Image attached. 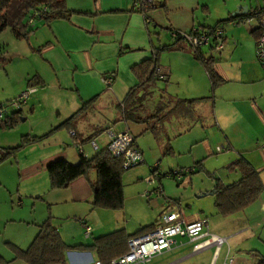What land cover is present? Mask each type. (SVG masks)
Masks as SVG:
<instances>
[{"label": "crops", "instance_id": "crops-1", "mask_svg": "<svg viewBox=\"0 0 264 264\" xmlns=\"http://www.w3.org/2000/svg\"><path fill=\"white\" fill-rule=\"evenodd\" d=\"M64 1L69 11L67 19L48 24L36 20L26 40H18L25 43L23 53H18L34 60L33 67L24 77L5 87L0 95V106H3L28 86L40 88L17 112L22 118L18 124L11 130L0 128V171L5 170L18 179L14 188L0 176V238L9 253L8 257H3L0 248V264H26L13 259L7 244L26 249L36 236L38 226L48 216L68 247L90 246L95 239L119 230L133 236L143 228L147 229L141 233L152 229L157 220L150 225L142 222L132 227L124 219L120 223L125 215V205L121 212L91 209L90 184L96 181L93 171L73 181L65 190L50 189L46 166L58 159L75 164L80 156L86 159L95 156L106 149L109 130L114 135L123 131L132 135L135 147L142 154V164L144 158L147 160L143 140L148 135L147 139L152 136L164 155L167 144L171 154L175 151L181 155L189 154L190 167L187 168L194 170L192 174L204 172L206 175L200 176L208 179L212 191L216 180L223 182L217 177L218 173L227 180L223 185L238 179V174L227 168L239 159L257 172L264 187V65L256 60V20L254 24L247 22L248 29L242 30V34L241 29L224 33L221 51L215 50L213 45L197 51L203 60H212L214 75L221 80L215 88H212L203 65L195 59L194 51L185 43L172 46L170 40L163 43L153 40L157 29L167 32L212 30L229 18L236 20L232 22L234 25H241L245 22L244 19L240 22L241 18L261 7L255 10L240 7V14L236 17H232L234 12L232 15L227 13L225 18L209 20L211 0H154L157 5L146 17L134 10L133 0ZM160 46L173 48L157 56L160 73L166 76V96L162 94L160 97L166 103V117L162 131L154 134L145 124L125 120L122 104L129 93L137 91L139 84L132 68L153 57L155 49ZM4 49L0 45V55L5 54ZM103 76L112 77L110 88L103 84ZM182 80H185L183 86L180 85ZM45 87L56 96L52 97ZM140 93L137 91L136 95L140 96ZM168 96L171 100H164ZM180 99H203L205 102L184 106V109H192L194 105L199 107L198 113L194 112V119L189 120L187 114L176 111L183 106L174 108L176 100ZM86 104L89 105L68 126L42 141L10 152L23 137L45 135ZM133 105L129 111H135L137 103ZM174 114H177L175 118ZM166 123L171 124V132ZM197 126L198 132L192 134V129ZM207 128H210L214 140L221 137V152L216 151L218 146L212 148ZM71 132L75 137L70 135ZM90 136H94L99 150H94L86 141ZM198 148L201 150L196 151ZM218 154H221L216 158L218 165L210 168L208 163ZM185 178L183 176L180 183L193 186L199 199H214L212 191H205L209 189H196L192 184L193 177ZM157 186L161 188L159 180ZM157 186L154 185L152 190ZM198 208L186 215L180 212L187 222L206 220L209 234L225 238L227 244L217 251L214 245L205 246L209 237L195 240L177 237L171 250L153 258L157 259L156 264H224L226 257L231 258L233 264H258L264 259V193L246 209L228 217L220 216L214 208L215 214L208 221L203 205ZM85 227L89 228L88 236ZM94 262H99L94 249L68 250L62 264Z\"/></svg>", "mask_w": 264, "mask_h": 264}, {"label": "trees", "instance_id": "trees-1", "mask_svg": "<svg viewBox=\"0 0 264 264\" xmlns=\"http://www.w3.org/2000/svg\"><path fill=\"white\" fill-rule=\"evenodd\" d=\"M156 2L155 7L157 5ZM256 13L257 11L249 13L239 21L241 22L243 19L250 20ZM34 14H36V16L33 24L29 25L28 22ZM68 16L69 11L66 9L64 0H0V35L6 30H9L16 40H26L27 36L33 31L34 22L36 20L48 24L54 20L67 19ZM226 21L233 22L236 20L234 18H229L220 23ZM172 42V46H174L178 42H181V40H174ZM171 48L173 47L160 46L156 48L153 57L132 68L139 82L137 91L141 92V95H136V90L132 91L122 104L124 108L123 118L125 120L145 124L148 126L149 131L154 134L162 131V124L166 117L164 114L166 103H163L162 98H160L159 104L154 108L151 115L141 117L139 114H144L143 102L149 94L148 89L150 87H155L158 81L166 82L165 75H163L161 79L156 78L155 68L157 67L158 54L170 50ZM197 51L198 50L194 51L195 59L203 65L208 74L212 88H215L221 80L214 75L211 68L212 60H203L200 58ZM198 101H203V99L176 100L174 108L178 107V105L192 107V104ZM91 102H93V100ZM135 103H137L135 111H129V107L134 106L133 104ZM88 105L89 104L82 106L76 114L43 136L23 137L20 144L16 148L11 149L10 152L22 149L30 143L42 141L58 129L68 126ZM17 112L18 111L11 112L4 121L0 122V128L2 130H11L18 124L19 120L22 118L19 117V113ZM93 137L94 136L88 137L86 141H92ZM170 150L167 144L166 154H169ZM122 164V159L113 158L106 149H102L89 159L80 156L79 161L75 164L69 163L64 159L55 160L46 166V172L52 191L65 190L76 179L86 177L88 173L92 171L95 172L96 181L90 184L92 192L91 209L119 212L124 208V191L121 176L125 170H123ZM227 170L238 174V179L228 185H223L219 180H216L215 188L212 191L214 206L217 213L222 217H228L243 211L256 202L261 194L264 193V187H262L257 172L243 159L236 161L227 168ZM154 171L158 173L157 168H154L152 173ZM193 172L194 170L189 174ZM166 176L175 179V177H173V172H170ZM159 177L160 175L158 174V180ZM145 229L147 228L141 229L133 236H127L124 230H119L95 239L90 246L78 245L68 247L61 240L58 231L52 225L51 217L48 216V218L38 226L36 236L26 249L21 250L9 244H7V246L12 252L14 260H21L26 264H62L66 251L90 249L96 250L101 264H109L110 261L126 253L127 242L130 238L147 233L148 231L141 233ZM258 264H264V259L259 261Z\"/></svg>", "mask_w": 264, "mask_h": 264}, {"label": "rangeland", "instance_id": "rangeland-1", "mask_svg": "<svg viewBox=\"0 0 264 264\" xmlns=\"http://www.w3.org/2000/svg\"><path fill=\"white\" fill-rule=\"evenodd\" d=\"M241 5H247V6H241ZM240 7L242 8L250 7L252 10L257 9L258 7H261V9H264V0H211V8H210V15H209V18L211 19L209 20H212V19L215 20L221 17L225 18L227 17L228 14L232 15ZM255 20L256 19L253 17L248 22H251L254 24ZM246 23H247L246 20L244 23H241V25L240 24L234 25L235 23L225 22V23H219L216 27H222L223 29L225 26H227L224 33L228 31L241 29L239 31L242 34V30L245 31L248 29L247 28L248 24ZM153 40L155 43H159L158 41H160L161 43L169 41V40L172 41L171 31L169 30L167 32L166 30L157 29L156 33L153 35ZM24 44L25 43H23L22 41H18L15 38H13V35L11 34L9 30H6L4 33L0 35V45L1 47L5 48L4 49L5 54L1 53L0 55V95H3L2 92H3V89H5V87L11 85V83L15 81L16 79L20 77H24L28 69L33 67L34 60H32L28 56L21 55L23 53L22 48H24ZM18 52H20L21 54H19ZM184 81L185 80H182V82L180 83L181 86L184 85ZM45 88L51 96L52 95L56 96L55 94L48 91L49 89L47 87ZM173 88H176V85H173ZM36 91H40V88H37ZM148 92L149 94L143 102L144 114H139L141 116L150 115L152 113V110L154 109V106H156L159 103L161 95L163 94L166 96V83L159 81L155 87H150L148 89ZM51 100L55 101L54 99H51ZM164 100L168 101L171 99L168 96V97H165ZM201 102H205V101L204 100L198 101L196 104H199V103L201 104ZM173 104H175V102H173ZM196 106L197 105H194L192 109L191 108L184 109L183 107L176 111L178 113L183 112L185 113V115L187 114V118L189 120H192L194 119V112L199 110L198 109L199 107H196ZM199 106H202V105H199ZM194 107H196V109H194ZM176 116L177 114H174V118ZM30 119L31 117L28 119L29 122H30ZM168 119H169V116H168ZM170 125L166 123L167 128L169 127L168 128L169 132H171ZM198 128H199L198 126L193 128L192 134H195L196 132H198ZM206 132L208 134V138L210 142H212V148L214 149V147L216 146L220 148V146L222 145L221 137L219 136L218 139L214 140L213 136L211 135L210 128H207ZM148 136H145V139L143 140L144 141L143 144L145 145V150L148 153L146 155L147 160L146 158H144L145 163L139 166L130 168L129 170L123 171L122 176H121V180L123 184V191H124V205H125V211L123 212L125 213V215H124V218H121L120 223H122L124 219V221L129 222V227L130 226L132 227L133 225H136L142 222H143V225H147V224L150 225V224H153L154 221L157 220L159 216L165 212H171V211L178 210V211H182L183 214L186 215L187 213L193 211L194 209H196L197 211V209H199L198 207L201 205H203L205 209L204 215L209 221L210 217H212V215L214 216L215 214L214 199H212V197H206L204 199H199L198 194H194L193 192L194 190L193 186H188V185L182 186L183 184L178 182L176 179L166 176L170 172H179L182 170L189 169L187 167H190L188 166L189 165L188 162L191 158L190 155L189 154L181 155L179 151H175L172 154L170 153V154L164 155L162 150L159 149L156 140L152 136L149 137V139H147ZM200 150L201 149L198 148L196 151H200ZM220 155L221 154L216 155V157H214V159L208 163L210 168H212L214 164L218 165L216 163V158H218ZM183 167H186V168H183ZM154 168L158 169L157 174L160 175L159 181H160L161 188L163 187L162 196L154 195L155 193L153 194V190H152L153 186L154 185L157 186L158 180H154L155 182L153 186H151V184H148L146 182V179L152 175L151 172ZM220 173H223V171ZM200 174H204V172L194 173L189 176L185 175L184 178L186 176H188L186 178H189L190 176L193 177L194 179H193L192 184L195 185L196 189H199V188L209 189L208 179L207 178L205 179V177L200 176ZM217 175H218L217 177H219L220 180L223 181L222 183L227 182L226 179L222 178L221 174L218 173ZM0 176L4 177V180L8 182L9 187L15 188L17 186V182H18L17 177L15 178L13 175H9L5 170L0 171ZM205 191L210 192L212 190L209 189ZM90 208H91V204H90ZM120 214H123V213H120ZM120 214L119 216H121ZM80 234H81V237L83 238L84 232L81 231ZM2 241L3 239L0 238V248L3 253L2 255L3 257L6 258L9 256V253L5 251V247ZM149 262L147 264H149ZM156 262H157V259H153L152 264H156Z\"/></svg>", "mask_w": 264, "mask_h": 264}, {"label": "built area", "instance_id": "built-area-1", "mask_svg": "<svg viewBox=\"0 0 264 264\" xmlns=\"http://www.w3.org/2000/svg\"><path fill=\"white\" fill-rule=\"evenodd\" d=\"M133 8L142 16L147 14L155 8L154 0H133ZM36 14L30 20L29 25L33 24ZM256 29L258 37L256 40V58L258 62L264 65V9H260L255 14ZM247 22L249 20H246ZM171 39L181 40L193 51L200 50L203 47L211 46L217 51L224 48V31L222 27H216L212 30H191L190 32L171 31ZM155 76L161 79L163 75L157 66L155 68ZM112 77L103 76L102 82L110 88L112 84ZM36 92L35 87H28L17 98L10 103L0 106V122L4 121L8 114L13 111H19L24 106L27 100ZM109 134V141L106 150L113 158H120L123 160V170L139 166L143 163L141 152L135 147L132 135L128 131H123L118 134ZM70 135L74 137V133ZM94 150H99V145L95 140L89 142ZM221 152V148L216 149ZM192 170L186 169L179 172H173V177L177 181H181L182 177L189 174ZM154 180H158V174L154 171L152 175L146 179L148 184L154 185ZM161 188L157 187L153 190L156 195H161ZM85 235H89V228L85 227ZM187 238L195 240L200 237H209L205 242V246L214 245L216 250L227 244L225 238L212 236L209 234L206 220H198L194 222H187L180 211H171L163 213L159 216L152 230L139 236L132 237L127 242V251L124 255L110 261L109 264H147L152 258L161 255L162 253L171 250L175 245V238ZM92 264H101L94 262ZM224 264H233L232 259L226 257Z\"/></svg>", "mask_w": 264, "mask_h": 264}, {"label": "water", "instance_id": "water-1", "mask_svg": "<svg viewBox=\"0 0 264 264\" xmlns=\"http://www.w3.org/2000/svg\"><path fill=\"white\" fill-rule=\"evenodd\" d=\"M244 11L245 10H243V13H244ZM240 13H239V9H237V11L233 14V16L232 17H236V16H238Z\"/></svg>", "mask_w": 264, "mask_h": 264}]
</instances>
